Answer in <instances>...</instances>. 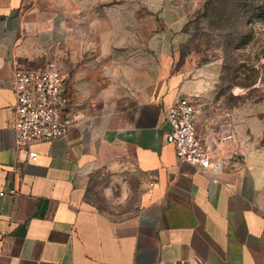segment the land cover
Instances as JSON below:
<instances>
[{"label":"crops","instance_id":"crops-1","mask_svg":"<svg viewBox=\"0 0 264 264\" xmlns=\"http://www.w3.org/2000/svg\"><path fill=\"white\" fill-rule=\"evenodd\" d=\"M186 2L0 0V264H264L262 112L239 111L205 144L220 168L167 140V108L193 91L170 56ZM49 61L75 121L31 159L16 147L12 79ZM104 177L139 190L138 206L90 202Z\"/></svg>","mask_w":264,"mask_h":264},{"label":"rangeland","instance_id":"rangeland-1","mask_svg":"<svg viewBox=\"0 0 264 264\" xmlns=\"http://www.w3.org/2000/svg\"><path fill=\"white\" fill-rule=\"evenodd\" d=\"M207 1L186 2L170 54L172 70L193 88L188 96L205 144L215 143L239 111L264 115V16L247 3L252 0ZM110 183L96 179L87 199L114 214L133 211L139 190L127 193L119 183L111 190Z\"/></svg>","mask_w":264,"mask_h":264},{"label":"built area","instance_id":"built-area-1","mask_svg":"<svg viewBox=\"0 0 264 264\" xmlns=\"http://www.w3.org/2000/svg\"><path fill=\"white\" fill-rule=\"evenodd\" d=\"M12 85L16 96V147L28 151L29 158L35 159L38 153L30 149L34 143L64 136L75 121L63 70L55 61L37 69L18 68ZM195 113L196 107L189 96L170 105L165 118L170 125L167 140L173 144L179 159L203 169L220 168L225 161L215 158L198 135ZM4 193L0 192L1 195Z\"/></svg>","mask_w":264,"mask_h":264},{"label":"trees","instance_id":"trees-1","mask_svg":"<svg viewBox=\"0 0 264 264\" xmlns=\"http://www.w3.org/2000/svg\"><path fill=\"white\" fill-rule=\"evenodd\" d=\"M210 2H212V0L207 1V3H210ZM247 3H250V5L256 9V13L258 16H264V0L261 3L259 2L255 3V1L253 0Z\"/></svg>","mask_w":264,"mask_h":264}]
</instances>
